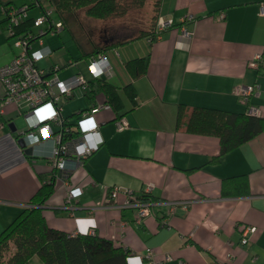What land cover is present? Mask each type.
I'll use <instances>...</instances> for the list:
<instances>
[{"label":"crops","instance_id":"crops-1","mask_svg":"<svg viewBox=\"0 0 264 264\" xmlns=\"http://www.w3.org/2000/svg\"><path fill=\"white\" fill-rule=\"evenodd\" d=\"M261 1L161 0L159 17L171 19L172 25L159 38L137 39L102 53L110 68L104 80L99 78L113 87L118 109H101L94 115L102 143L81 166L67 163L65 169L54 168L51 139L28 144L30 149L23 153L16 140L28 120L14 104L4 106L0 114V231L28 206L43 183L51 182L53 191L41 206L46 224L71 235L109 239L129 250L128 264H142L148 249L158 260L169 254L168 264L177 259L186 264H264V130L220 155L217 137L188 132L185 126L194 108L245 113L233 94L239 84L259 86V95L251 103L264 119V68L248 67L255 53L264 54ZM7 4L29 5L28 18L41 12L32 0H0V67L18 53L6 32L2 9ZM46 27L47 23L41 25ZM184 28L191 33L188 38L181 36ZM42 43L51 50L39 61L46 73L56 64L62 79L81 74L69 69L71 60L64 65L53 61V45ZM33 47L38 46L33 43ZM135 58L146 61L145 72L138 77L125 67L126 61ZM84 79L90 84L93 78L90 74ZM89 91L88 86L74 89L71 96L59 100L68 123L73 124L91 105L106 101L102 92L89 99ZM63 100L69 104L78 100V104L65 112ZM119 116L127 120L128 128L116 129L114 121ZM10 124L15 127L13 133ZM147 185L151 190L145 194ZM113 187L154 202L153 214L135 223L134 208L117 206L126 199L122 192L111 206L97 207ZM72 189L77 192L70 197ZM167 202H181L185 209L166 215ZM246 226H254L255 231L242 245ZM27 264L44 263L34 255Z\"/></svg>","mask_w":264,"mask_h":264},{"label":"built area","instance_id":"built-area-1","mask_svg":"<svg viewBox=\"0 0 264 264\" xmlns=\"http://www.w3.org/2000/svg\"><path fill=\"white\" fill-rule=\"evenodd\" d=\"M34 3L40 6L41 12L37 17L32 18V27L29 31L18 30L20 24L28 17V5L18 7L11 5L2 9L6 18L7 36L12 38V44L18 49V53L9 63L0 67V84L3 88V95L0 97V114L4 106L9 104H14L20 112L25 114L28 126L26 130L20 132V137L26 145L36 144L42 139H51L53 142L51 162L54 168L65 169L67 163L75 167L81 166L84 159L97 151L102 143L94 115L101 109H109L110 104L103 102L91 105L75 118L73 124L62 117L59 100L62 97L71 96L74 89L87 87V81L79 72L63 79L59 78L57 75L59 66L56 64L51 67L49 73L39 66V61L51 53V50L43 45L42 36L46 33H57L63 28V24L55 17L52 7L43 6L42 0H34ZM258 14L264 16V1L258 4ZM218 18L222 19L223 13H219ZM43 23H47L45 29L41 28ZM171 25V19L158 17L155 39L159 38L161 32ZM190 34V31L184 28L181 36L188 38ZM33 43H36L38 47L34 48ZM72 65L75 66L76 62L69 61L68 66ZM248 67L254 70L264 68V54L255 53L248 61ZM87 68L91 77L95 79L107 74L110 67L105 56L99 53L89 59ZM233 94L238 102L245 106L246 114L259 115V110L251 103V99L259 95L257 84L236 85L233 88ZM114 124L117 130H123L129 126L123 116L116 118ZM150 190L151 186L147 185L144 193L148 194ZM76 192V189L69 190L68 196L73 197ZM119 192L124 193L126 199L117 206L134 208L135 223L139 224L145 217L153 214L154 202L139 199L132 194L131 190H120L117 187L111 188L104 202L96 206H111ZM165 205L166 215L173 214L179 207L185 209V204L181 202H167ZM254 231V226H246L242 231L240 243L246 245L248 236ZM171 261L172 257L169 254H165L159 260L156 259L150 249L142 257V264H168ZM173 264L186 263L177 259Z\"/></svg>","mask_w":264,"mask_h":264},{"label":"trees","instance_id":"trees-1","mask_svg":"<svg viewBox=\"0 0 264 264\" xmlns=\"http://www.w3.org/2000/svg\"><path fill=\"white\" fill-rule=\"evenodd\" d=\"M33 4L34 3V0ZM53 5L55 17L61 20L63 28L68 31L78 52L83 58L104 53L128 42L148 38L153 41L156 36V21L159 17L161 0H157L155 24L149 30H137L121 39L95 43L87 36L88 45H83L76 37L73 27H81L76 16L78 10H84L87 17L106 20L120 15L123 0H47ZM9 6V4L4 7ZM29 6V5H28ZM6 23V18H5ZM32 18L25 19L19 31H29ZM125 67L132 77L145 72L146 61L135 58L125 62ZM87 82L89 99L97 92L106 96L110 108L117 111L115 96L111 95L113 87L100 78ZM120 117V116H119ZM186 131L213 135L219 140L220 155L252 139L264 130V119L246 113H234L208 108H194L185 124ZM53 191L51 182L43 183L15 219L0 231V264H27L32 256H37L44 264H128L129 250L116 247L109 239L93 234H68L62 230L49 227L42 216L41 206ZM144 200V198H142ZM9 245L12 251L6 256Z\"/></svg>","mask_w":264,"mask_h":264},{"label":"rangeland","instance_id":"rangeland-1","mask_svg":"<svg viewBox=\"0 0 264 264\" xmlns=\"http://www.w3.org/2000/svg\"><path fill=\"white\" fill-rule=\"evenodd\" d=\"M157 2V0H123L120 10L122 14L109 17L103 21L91 19L85 15L84 10H78L76 16L81 22L82 29L73 27L74 33L83 45H88L86 34L95 43L101 44L121 39L137 30H149L155 24ZM42 5H48L53 8V5L47 0H42ZM34 13L38 15L37 9L34 10ZM54 34L47 33L42 36L43 42L54 47L55 54L52 60L62 65L67 60L74 61L76 65L70 66L69 69H78L85 78H90V73L87 68L88 59L80 55L68 31L64 29L60 32L59 36L56 33ZM58 75L62 79L63 76L61 74ZM61 104L64 106L65 112H68L72 106L78 104V100L71 104L63 100ZM20 120L22 119L20 118ZM11 251L12 245H9L5 257Z\"/></svg>","mask_w":264,"mask_h":264},{"label":"water","instance_id":"water-1","mask_svg":"<svg viewBox=\"0 0 264 264\" xmlns=\"http://www.w3.org/2000/svg\"><path fill=\"white\" fill-rule=\"evenodd\" d=\"M100 78L104 80L105 77H104V75H101ZM10 126H11L10 131H11V133H13L15 131V127L13 126V124H10L9 127ZM16 142H17L18 146L23 149L22 150L23 153L26 154L27 151H28V149H30V148H26V144H25V142H24V140H23L22 137H20L19 139H17Z\"/></svg>","mask_w":264,"mask_h":264}]
</instances>
